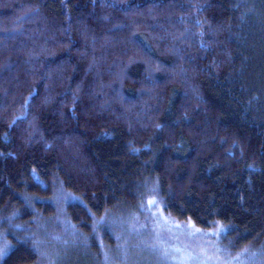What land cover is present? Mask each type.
Returning <instances> with one entry per match:
<instances>
[{"label":"trees","instance_id":"16d2710c","mask_svg":"<svg viewBox=\"0 0 264 264\" xmlns=\"http://www.w3.org/2000/svg\"><path fill=\"white\" fill-rule=\"evenodd\" d=\"M152 196L264 264V0H0V264H102Z\"/></svg>","mask_w":264,"mask_h":264},{"label":"rangeland","instance_id":"374dc122","mask_svg":"<svg viewBox=\"0 0 264 264\" xmlns=\"http://www.w3.org/2000/svg\"><path fill=\"white\" fill-rule=\"evenodd\" d=\"M62 194L58 196L59 201H67ZM150 201L155 203L150 204ZM104 222L100 220L99 224ZM110 223L119 229L115 236L117 247H110L102 240L105 259L102 264H250V257L243 258L247 253L237 256L225 254L219 246L223 233L219 226L205 230L191 221H179L166 213L157 196L148 197L138 213L128 212L117 219H110ZM106 224L111 225L107 220ZM64 228L65 234L71 237L70 241L77 243L76 233ZM210 232L217 234H206ZM46 248L41 247L42 257L37 264H72L69 259L51 260Z\"/></svg>","mask_w":264,"mask_h":264},{"label":"snow or ice","instance_id":"6c2138e0","mask_svg":"<svg viewBox=\"0 0 264 264\" xmlns=\"http://www.w3.org/2000/svg\"><path fill=\"white\" fill-rule=\"evenodd\" d=\"M154 201H150V204H154ZM194 227V225H193ZM219 231L223 232L226 231V229L223 228V226H219ZM206 234H210V235H215L217 234L216 232H210V233H206ZM7 251V245H5V247L0 248V255H4Z\"/></svg>","mask_w":264,"mask_h":264}]
</instances>
